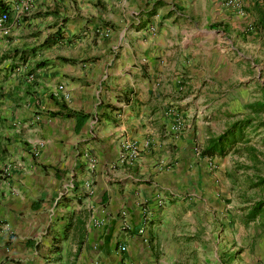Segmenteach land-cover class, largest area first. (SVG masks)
<instances>
[{
    "label": "crops",
    "instance_id": "0c3cea01",
    "mask_svg": "<svg viewBox=\"0 0 264 264\" xmlns=\"http://www.w3.org/2000/svg\"><path fill=\"white\" fill-rule=\"evenodd\" d=\"M21 1L0 0V264H213L200 151L227 128L220 89L264 75V0ZM246 223L227 241L264 264Z\"/></svg>",
    "mask_w": 264,
    "mask_h": 264
},
{
    "label": "rangeland",
    "instance_id": "374dc122",
    "mask_svg": "<svg viewBox=\"0 0 264 264\" xmlns=\"http://www.w3.org/2000/svg\"><path fill=\"white\" fill-rule=\"evenodd\" d=\"M236 12L243 15L242 7ZM253 64L257 67L252 69L249 76L243 75L235 79L232 84L225 85L224 89H228L227 91L220 89L218 95L222 105L221 109L225 110L223 107L227 105L229 114L226 115L228 117L226 123L220 122L215 132L218 129L224 130L234 121L248 118L250 112L245 107L264 98L262 93L264 75H261L258 69L260 63L255 61ZM254 119L253 125L258 126L260 121H264V113L258 117L254 116ZM263 131L264 128L247 130L246 138L249 142L246 146L254 149L253 151L245 152L240 149L238 153L230 152L224 158H216L215 164L211 162V166L214 167L209 174L214 178L213 189L208 191V194L205 193L207 194L205 198L212 197L213 199L210 200H213V206H206L209 211L205 212L201 228L203 232L212 230L218 232L220 242L217 257L215 252L210 253L211 249L204 250L203 258L209 263L244 264L243 255L239 250L231 249L233 242H228L227 237L229 231L232 235L234 232L237 233L235 228L241 232L243 229L247 230L249 225L244 220L245 209L255 202L264 200V185L254 187L255 183L264 179ZM191 188L195 190L196 186H191ZM201 188L202 186L199 185L198 189L201 190ZM245 238L247 239V237L244 239L241 237L242 242L246 240Z\"/></svg>",
    "mask_w": 264,
    "mask_h": 264
},
{
    "label": "trees",
    "instance_id": "16d2710c",
    "mask_svg": "<svg viewBox=\"0 0 264 264\" xmlns=\"http://www.w3.org/2000/svg\"><path fill=\"white\" fill-rule=\"evenodd\" d=\"M249 110L248 118L237 120L232 122L222 133L217 136L211 137L204 147L201 148L200 156L206 158H224L230 152H239L240 149L245 152L253 151L251 147H247L249 139L246 137V132L249 128L252 130L258 128H264V121H260L257 125H253L255 122L254 116L258 117L264 113V100L247 105L245 107ZM63 116L62 113H54ZM70 116V114H68ZM84 119V118H83ZM78 122V120H77ZM81 123V122H78ZM264 134V131H263ZM264 142V140H263ZM241 144V145H240ZM241 146V147H238ZM264 185V179L254 184V187ZM247 213L244 215L245 222L255 221L256 219H264V200L258 201L245 209Z\"/></svg>",
    "mask_w": 264,
    "mask_h": 264
},
{
    "label": "built area",
    "instance_id": "2783aa9c",
    "mask_svg": "<svg viewBox=\"0 0 264 264\" xmlns=\"http://www.w3.org/2000/svg\"><path fill=\"white\" fill-rule=\"evenodd\" d=\"M242 1L243 0H221L222 7L225 8L226 10H240L242 7ZM29 0H22L20 2V8L22 11L26 12L29 10ZM8 21V14L7 12H3L0 15V31H4L5 29V24ZM151 33L155 32L154 27L149 28ZM138 158V150L137 147L128 141H125L121 143L120 145V151L117 159V163L119 165H125V164H130L134 162ZM91 164H94V160H91ZM125 216V213H122V217ZM126 225V224H125ZM126 227V226H125ZM143 230L140 231L142 233ZM125 247L120 246L119 247V252H124Z\"/></svg>",
    "mask_w": 264,
    "mask_h": 264
}]
</instances>
